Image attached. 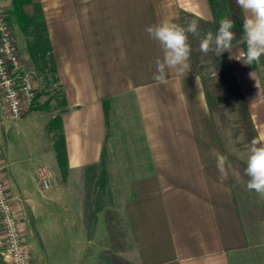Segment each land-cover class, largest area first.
Returning <instances> with one entry per match:
<instances>
[{
  "label": "crops",
  "instance_id": "crops-1",
  "mask_svg": "<svg viewBox=\"0 0 264 264\" xmlns=\"http://www.w3.org/2000/svg\"><path fill=\"white\" fill-rule=\"evenodd\" d=\"M0 3L10 5V0ZM32 3L42 11L55 66L54 85L62 92L58 116L68 163L66 179H83L84 167L100 160L107 107L115 98L133 94L149 166L131 178L122 212L140 264H230L232 254L247 246V235L228 163V178L219 181L216 154L223 155L222 143L202 80L189 67L184 74L168 70L166 83L154 81L155 60L163 53L145 32L148 25L176 23L184 14L212 20L208 0H29L28 5ZM13 19L19 32L12 13ZM237 57L240 65L251 66L243 62V54ZM240 65L234 72L248 103ZM259 97L257 92L255 98ZM257 111L261 117L263 108ZM38 112L42 111L28 109L17 121L11 120L0 92L1 172L23 237L30 231L27 222L54 202L47 195L36 203L39 187L77 202L68 181L53 178L51 167H59L46 124L39 125L52 155L45 156V164L33 173L23 172L18 153L31 146L25 142L26 130L40 119ZM44 168L50 171L48 188L41 181Z\"/></svg>",
  "mask_w": 264,
  "mask_h": 264
},
{
  "label": "rangeland",
  "instance_id": "rangeland-1",
  "mask_svg": "<svg viewBox=\"0 0 264 264\" xmlns=\"http://www.w3.org/2000/svg\"><path fill=\"white\" fill-rule=\"evenodd\" d=\"M32 7L33 4H30L28 10L32 11ZM192 19V16L184 14L178 17L176 23L186 27L187 22ZM14 21L15 19L11 20L10 24L18 52L34 82L37 99L33 105H46L47 109L38 112L40 119L31 121L28 125L25 142L31 145L29 150H20L18 153L24 161L23 172L33 173L38 166L45 164V156L52 155L51 148H46V137L39 124L45 125L50 118L57 117L63 100L61 89L57 84L54 85V74L43 65L46 56H38L34 60L29 56L27 43L33 41L34 35L22 32L19 26L18 32ZM198 21L201 33L200 21H208ZM233 31L236 39L230 50L220 56L213 52L207 55L202 53L199 49L202 36L189 34L192 49L189 64L190 69L202 80L222 143L223 155L228 157L238 210L246 230L247 246L232 254L230 264H264V198L255 191L246 189L248 177L244 174L252 139L264 140V68L259 62L247 68L240 65L237 56L244 55L246 51L245 41L241 38L242 25L235 23ZM19 40L26 43V48L22 47L23 43ZM238 65L241 74L247 79L248 103L236 81L238 74H235L234 68ZM257 92L262 99L255 98ZM258 108H263L262 118L258 114ZM106 124L107 192L104 210L97 214L92 239L87 240L85 237L87 210L83 203L82 179H62L60 168L51 167L53 178L57 182L68 181L73 199L77 202H70L64 195L53 196L51 190L43 191L39 187L34 196L35 202L41 204L40 201L45 200L47 195L54 202H50L49 209L43 206L45 211L42 209L40 214L27 222L30 231H26L24 241L31 264H140L122 212L123 202L130 196L128 187L131 178L144 174L149 166L146 142L133 94H124L111 101L106 111ZM48 161L51 162L49 159ZM43 170L44 175H49L50 171L46 168ZM0 264L9 263L0 258Z\"/></svg>",
  "mask_w": 264,
  "mask_h": 264
},
{
  "label": "clouds",
  "instance_id": "clouds-1",
  "mask_svg": "<svg viewBox=\"0 0 264 264\" xmlns=\"http://www.w3.org/2000/svg\"><path fill=\"white\" fill-rule=\"evenodd\" d=\"M235 2L245 14L241 37L246 45L243 62L248 65L258 63L264 56V0H235ZM234 27L233 19L227 16L222 17L215 34L208 31L200 38V51L205 55L213 52L217 56L229 51L233 40L236 39ZM145 32L150 39L158 42L163 53L162 58L158 57L155 60V72L152 76L154 81L166 83L168 70H176L179 74L187 72L192 50L189 34L201 36L198 19L188 21L186 27L175 22L162 21L146 26ZM216 161L217 170L220 173L219 181L223 183L228 178L226 170L228 157L217 153ZM244 174L248 177L246 189L255 191L264 198V140L252 139Z\"/></svg>",
  "mask_w": 264,
  "mask_h": 264
},
{
  "label": "trees",
  "instance_id": "trees-1",
  "mask_svg": "<svg viewBox=\"0 0 264 264\" xmlns=\"http://www.w3.org/2000/svg\"><path fill=\"white\" fill-rule=\"evenodd\" d=\"M29 0H10L12 13L15 15L19 29L24 33L34 35L33 41L27 43L28 53L32 60L38 56L44 57L43 65L55 76V66L50 53V44L46 34V26L42 11L38 3H32V11L28 10ZM212 13V20L200 21L201 36L208 31L214 34L219 27L222 17H229L235 23L243 24L242 13L235 0H208ZM195 19V18H193ZM264 68V56L259 62ZM56 81L55 77H52ZM264 79V78H263ZM37 99V97H35ZM35 101V100H34ZM106 102V101H105ZM30 110L47 111L46 105H32ZM46 132L52 140L54 157L61 171L62 179H65L68 172V163L65 150L64 135L60 117H52L46 123ZM106 156L105 148L102 150L100 160L96 163L86 165L83 169L84 206L86 208V232L87 237L92 238L97 222V214L104 210L106 187Z\"/></svg>",
  "mask_w": 264,
  "mask_h": 264
},
{
  "label": "built area",
  "instance_id": "built-area-1",
  "mask_svg": "<svg viewBox=\"0 0 264 264\" xmlns=\"http://www.w3.org/2000/svg\"><path fill=\"white\" fill-rule=\"evenodd\" d=\"M10 5L0 3V92L11 120L17 121L33 105L36 91L30 72L20 58L10 24ZM0 164V258L9 264H31L20 220L15 213ZM44 188L47 174L41 176Z\"/></svg>",
  "mask_w": 264,
  "mask_h": 264
}]
</instances>
